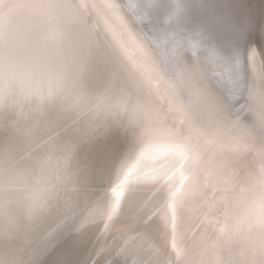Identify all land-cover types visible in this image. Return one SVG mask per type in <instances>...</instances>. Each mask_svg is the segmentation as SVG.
Returning <instances> with one entry per match:
<instances>
[{
    "label": "water",
    "instance_id": "water-1",
    "mask_svg": "<svg viewBox=\"0 0 264 264\" xmlns=\"http://www.w3.org/2000/svg\"><path fill=\"white\" fill-rule=\"evenodd\" d=\"M96 3V0H0L1 91L5 81L9 77L12 78V88L9 92L10 99L7 102L3 99L0 103H2L5 111H11L8 117L13 120L18 117V123H21L26 119L24 116L25 109L30 110L31 108H35L34 105H38V102L34 103L33 101V98H38V96L28 94L29 89H32L34 92L36 90L47 91L49 84H54L56 76L61 72L65 73V81L67 82L64 85L65 92L60 97L55 98L54 105L45 104L41 106V109H47L44 116H42L44 118L39 119L35 116L34 120H30L32 125L35 124L33 145L39 141L42 142L44 137L50 134L53 140V147L45 151H42L41 148L39 151H36L38 155H34L35 157L48 161V171L42 174L38 168L29 167L28 179L30 182L40 181L43 183L46 181L55 184L56 208L54 211H49L35 217L30 223H22L14 239H0V264H12L13 261L31 264L38 256L33 254L36 252L37 245L40 244L43 238L47 241L44 244L46 250L43 252L42 257L44 255L52 256V252L61 242L71 238V241L63 247L64 249L59 250L57 254L55 253L54 257L51 260L49 259L50 261L46 264H57V262H64V264H81V262L83 264H99L102 262L99 261L101 255L104 259L108 256L114 257L116 262L118 261L120 264L123 263V260H126V264H131L136 258L135 251L130 250V248L134 245L138 246L143 242L139 241L142 235L153 238L156 235H161V230H163L159 221V210L161 203H163L161 196L163 195L160 196L159 188L151 190L148 195L141 194V196L139 195L140 193L136 195L132 191H129L120 214L114 218L113 223L112 221L110 223L108 221L112 211L114 201L113 191L118 180L120 165L127 159L131 161L133 159L132 156L135 159L139 142L134 152L125 153L124 149H126L127 145L122 141L116 149L118 154L123 153L122 158L119 163H114V160L108 161L104 159L102 154L93 146L81 140V133L86 131L93 123H103L106 120L114 119L127 122L130 117H134L142 125L140 129L141 133H144L145 129L153 124L160 123L162 119L160 112L158 113L155 107L149 109L148 112L142 110V113L140 112L136 115L137 110L135 107L137 103L133 96L135 97L139 90L132 89L131 87L125 88L122 85L123 82L120 77L123 75L119 69H114L118 61L114 57L111 47L106 43L105 36L112 40L116 44H114L115 46H118L117 48L121 50L126 57L124 58L131 66L133 63H131L130 59L132 60L133 58H130L129 51L124 47L120 32L117 30L118 21L111 19L113 23L105 20L107 19L105 16L97 14L96 12L99 11V8ZM67 4H71L72 7L65 6ZM93 4L95 7L91 6ZM80 5H84V7ZM30 10L51 17L57 23L52 26L48 22L43 21V23H40L38 22L39 19H31L28 23L20 24L17 27H5V22H15L20 17L23 19L25 13L27 14ZM58 18H61L60 23H58ZM31 23H38L39 30L33 37H21V30L25 29L27 25L31 26ZM11 26L13 25L11 24ZM85 26L93 32L90 35H93L94 41ZM3 35L9 37H3ZM50 35L53 38H49ZM74 35H78L81 43L87 42L88 52L93 59L94 71L88 81L89 102L87 108L83 110L77 109L78 114L82 113V116L80 115L81 117L76 119V121H74L75 119L68 121L65 116L56 120L58 106L67 105L72 100L71 74L74 68L73 59L78 51L77 46L72 42ZM162 48L166 59L168 58V61H171L173 57H169L170 48H167L166 44ZM2 49H4V52ZM194 53L197 52L195 51ZM55 55L60 56V58H53L52 56ZM171 65H173L172 61ZM226 65L227 62L224 64V70H226L228 75L229 68ZM136 66L138 67V64ZM138 69L147 73L146 69L142 66L138 67ZM113 70L118 73V80ZM176 72H179V70L175 69L174 73ZM173 76L177 80H175V85L172 87L178 97L177 103L178 105L180 104V108H183V110L179 115L177 114L174 117L170 112V108H167V103L163 105L164 110L169 113L170 118H174L173 121H169L174 123L175 118L177 119L182 114L183 116L180 121L182 123H179L187 130L185 135L192 138H195L194 136L196 135L197 138H200L199 143H202L203 147L207 150L208 159L210 157L212 159L213 156H219L220 149L213 148V145H210L209 142H204L207 140L203 136V133H206L203 126L196 123L195 128H193L189 124L188 119L190 116L197 114V110H195L197 102H202V105L200 103L199 105L203 110L205 107H211L213 99H210L204 91L198 90L199 85H197V88L188 86V79L182 78L181 74ZM14 78L22 83L19 85ZM103 79L104 85H101ZM108 79L112 81L110 87L105 86V82ZM193 80L194 78L192 77L190 81L192 82ZM217 83L223 85L221 87L222 91H227L228 84L223 79L217 78ZM129 92L133 96L127 95L130 94ZM15 96L19 98L23 97L24 99L14 104L9 103ZM154 99L160 104L159 99ZM89 106L90 110L85 112ZM20 107L22 109H19ZM105 107H111V111H105ZM236 107L239 108V105ZM30 111L32 112V110ZM77 112L76 115H78ZM245 112L246 114L242 121L248 126L252 124L254 115L251 112ZM37 113L39 115L40 110ZM46 116L47 118L45 119ZM148 117H153L154 119L150 123L147 120H143ZM50 121L55 122L50 124ZM214 124L213 128H209L210 131L218 127L219 132L225 131L227 136H230V133L234 131L232 128L228 129L227 127L226 129V126L223 127L222 125L225 124L223 122ZM73 125L75 126L74 133H72ZM0 130L3 131V133L1 132L2 136H0V141L3 144H6L8 139L9 141L14 140L9 131H4L1 127ZM190 131L194 133V136ZM221 138L224 137L221 136ZM62 147H65V150L60 155L59 151ZM246 151L253 152V148ZM32 152L35 154L33 150ZM257 152L262 157V150L259 149ZM21 155L23 153L19 151L18 146H15V149L11 147V151H6L0 165V182L5 183L0 185V194L4 192V199L1 200L0 205L4 206L3 211L5 213L17 209L19 193L13 187L14 169L20 164L18 161H20ZM49 155L52 156L49 157ZM208 159L205 161V166L206 164H212L211 167L214 166L215 159H213L214 162L208 161ZM64 161L66 162L65 166L63 164ZM261 162L264 165L263 161ZM28 163L31 165L30 160ZM210 165L203 167L202 178L204 179V187L206 186L207 171ZM63 168L65 169L63 170ZM258 171L260 174L261 171ZM232 184L229 180L221 181L216 193L219 196L217 197L219 201L224 202L221 203L220 211L224 212L226 206V212L228 213L226 219H223L222 214L210 216L215 213L216 204L214 201L216 194L214 192L212 195L213 189L208 184L207 186L211 190L209 198L213 199V203L210 202L205 207L206 212L202 211V214L198 215L200 196L191 197L184 209L180 211V213L182 212L183 220L185 219V226L182 220L180 228L187 242L184 251L186 252L187 250V253L179 258L180 264H261L259 242L262 241V235L259 226L255 225L249 228L247 221L245 223L247 231H245L243 225L244 220L254 211L257 214L259 213L262 191L260 189L258 200L255 196L257 189L252 191L254 197L251 196L247 200H240L238 192L241 191V188L235 185L229 191V186ZM258 188H261V184ZM226 191L232 192L230 196L233 199L228 194H225ZM236 194H238L236 200L239 202L235 201ZM155 196L159 198L156 199L155 206L152 207L151 202ZM226 197L228 200L225 199ZM14 199L15 201H13ZM246 202H248L247 206L245 205ZM189 203L190 207L188 209ZM235 203L237 204L238 212L241 211L243 205L244 210L247 211L250 208V212L247 213L246 218L241 215L242 219L238 223L229 225L227 221L231 222V219L234 217ZM165 205L166 202H164ZM253 205H255L254 209ZM208 218L211 224L206 229L207 225H202V223ZM188 223L189 232L186 233L184 227L187 229ZM106 226L107 228L105 229ZM141 227L143 230L140 231ZM103 229L105 232H109L106 234V241L101 243ZM206 231L211 232L209 235H203ZM30 236H32L31 239ZM110 238H114L116 241L121 239L122 245L104 256L107 253L106 242ZM54 240L56 241L54 242ZM148 242L149 240L146 241V243ZM189 242L193 247L192 252L189 249ZM149 245L148 249L155 251L152 255L154 257L159 256L157 255V251L161 249H156L153 243L149 242ZM74 247L75 249L72 250ZM124 252H126V256L123 254ZM69 253L72 256L67 261ZM42 257L40 260H42Z\"/></svg>",
    "mask_w": 264,
    "mask_h": 264
},
{
    "label": "bare ground",
    "instance_id": "bare-ground-1",
    "mask_svg": "<svg viewBox=\"0 0 264 264\" xmlns=\"http://www.w3.org/2000/svg\"><path fill=\"white\" fill-rule=\"evenodd\" d=\"M219 1H222L223 8L217 0H189L187 7L183 11L176 14V4L180 2V0H159V6H156L155 3H153L152 6H149L148 0H96V5L99 8V11L96 12L97 14L105 16L107 18L105 20L113 22L111 19H115L118 21L117 30L120 32L124 47L127 51H129L128 54L130 58H133L132 60L130 59L131 63H133L131 66L125 59L126 57L123 55L121 50L117 48L118 46H115L116 44L104 35L107 40L106 43L109 44L114 57L118 61L117 66H114V69H119L122 73L123 76L120 77L121 81L123 82H121L122 85L125 86V88L131 87L132 89L139 90L135 97L130 92V94H127L132 95L136 100V115H138L142 110L148 112L149 109L154 107L158 110V113L160 112L162 118L160 123L153 124L147 129L157 128L171 132L176 137H190L185 135L187 130L180 124L182 123L180 121L183 115L181 114L177 119L175 118V122L173 123L169 120L173 121L174 118H170L169 113L165 111L163 107V105L167 103V108H170V112L174 115V117L177 116V114L179 115V113L183 110V108H180V104L178 105L177 103L178 97L176 96L174 88L172 87L175 85V80H177L175 79L176 77L173 78V75L179 76V74H181L182 78L185 77L188 79V86H192L193 88H197V85H199L197 89L202 92L204 91L210 97V99H214L221 93H224V91L221 90L223 85L221 83H217V78L223 79V81L228 84V75L226 70H224V64L226 63V60L223 52L221 49L218 50L217 46L221 47V45H227V43L232 40L234 29L237 27H243L247 30V40L244 46H250L255 49V57H249V61H246L250 62V85L256 93L264 92V10H262L264 8V1ZM108 3H114L116 7L109 8L106 6ZM2 7L4 6L2 5ZM158 7L161 8V12L158 11ZM31 19H39L38 22L43 23V21H45L52 26L57 23L56 20L51 19V17H47L46 15L38 13L34 10H30L27 12V14L25 13V17L23 19L20 17L19 20L15 22H5L4 25L6 28H13L14 26L17 27L20 24L28 23V21ZM58 19V23H60L61 18ZM11 24L13 26H11ZM201 24L206 25L208 31L211 33L213 39L210 42L216 44L217 51L222 54L220 59L218 58L219 53L215 51L216 49L211 50L202 45V43L206 41V38L200 34L199 26ZM38 30V23H31V26L27 25L25 29L21 30V37H33ZM86 30L89 32V35L90 33H93L88 29V27ZM90 36L94 41L93 35ZM3 37L9 36L3 35ZM72 42L75 46L81 44V40L78 35L73 36ZM162 44L164 46L166 44L167 48H170L169 57H173L171 59L173 65H171V61H168V58L166 59L164 56ZM2 50L4 52V49ZM195 51L197 53H194ZM55 56L52 57L60 58V56ZM136 64H138L139 68L141 66L144 67L147 73L138 69ZM175 69L179 70V72L174 73ZM193 69H197L198 71L193 72ZM113 72L117 76L118 80V73H116L114 70ZM192 77L194 80L191 82L190 80H192ZM15 81L19 85L22 83L18 79ZM125 82L129 84H126ZM65 83L67 84L66 81ZM13 84L15 85V83ZM101 85H104V79L102 80ZM21 98L15 96L10 100L9 103L14 104L19 100L24 99L23 97ZM154 98L159 99L160 104H158ZM33 101L34 103L38 102V98H33ZM240 102L243 103V100ZM199 103L202 105L201 101ZM199 103L197 102L195 105L197 114L194 115L198 116L196 123L202 125L206 131V133H203L204 139H206L210 145H213V148L220 149L219 156H213L212 159L211 157L208 159L209 156L206 153L207 150L203 147L202 143H199L200 138H197L196 135L194 136V133L190 131L195 137H190L191 141L199 149L198 155L202 161L200 168L196 170L194 174L190 175L189 173L192 171L191 157L188 161L182 162L178 157L164 155L159 148V142L156 141L150 132H146L145 129L144 135L139 140V145L136 150L137 152L136 154L134 153L136 156L135 159L134 156H132L133 159L131 161L127 159L120 165L121 168L118 172V180L116 181L114 187L115 191H113V204L116 202V195L121 190V188L123 189V195L120 197L119 207L117 210L115 212L111 211L110 218L108 219L109 223L111 221L113 223L114 218L120 214L125 203V198L127 197L129 191H132L136 195L140 193L139 195L141 196V194L148 195L151 190L159 188L160 196L163 195L161 196V198H163V203H161L159 210V221L163 229L161 230V235H156L157 238H150L149 236L142 235L139 241L143 242L138 246L134 245L130 248V250L135 251L136 258V260L131 264H180L179 258L183 257L187 253V250L184 252L187 242L185 241L183 232L180 228L183 220V215L182 212L180 213V211L184 209L191 197L200 196L201 200L198 206V215L202 214V211L206 212L205 207L209 205L210 202L213 203V199L209 198L211 190L208 188L207 184L212 187L213 195L214 192L215 194L217 193L218 185L221 183V181L229 180L230 183H233L229 186V191H231L235 185H238V187L241 188V191L238 192L240 200H247L251 196L254 197L252 191L256 189L257 192L255 196L257 200L259 199V192L261 189L258 188L260 186L259 179L262 171H264V165L261 162L263 161L264 163V155L261 157L260 153L257 152L259 149L264 152V146H262L260 141L259 129H255L251 135H246L240 128L232 127V117H226L222 121L225 123L222 126H226V129L228 127V129L232 128L234 130L230 133V136H227L225 131H221L220 133L218 127H215L212 131H210L209 128H213L215 125L214 123L222 122L212 117L211 107L208 106V108L205 107L202 110ZM2 106V103H0V127L4 131L6 130V121L14 123L16 127H27L32 125L30 120H34L36 117L39 119L44 118L42 116H44L45 111L47 110L46 108H40V114L38 115L37 106L35 105V108L30 109L32 112L29 109H25L24 116L26 119L25 121L18 123V117L14 120L9 118L8 116L10 115L11 111H5ZM19 109H22V107ZM89 109L90 106L85 112H87ZM77 111L78 110H76V112ZM76 112H70L65 116L66 119L68 121L75 119L74 121H76V119L82 116V113L78 114L77 112L78 115H76ZM182 113L185 114L184 112ZM245 114L246 112L241 116V122L243 125L245 124L242 119L244 118ZM46 118L47 116L45 119ZM153 119V117H148L143 120H147V122L150 123ZM233 119H235V117H233ZM74 129L75 126L73 125L72 133H74ZM1 132L3 133V131L0 130V136H2ZM221 136L224 138H221ZM49 137L50 134L45 136L42 142L39 141L35 145H31L30 150L35 152L33 155H38L36 151H39L40 148L42 151H45L53 147V140L48 139ZM15 146H18L15 140L9 141L8 139L6 144H3V142L0 141V165L5 157L6 151H11V147L15 149ZM250 148H253V152L246 151ZM64 150L65 147H62L59 151V154L62 155ZM50 156L52 155H49V157ZM207 159L211 162H214L213 159H215V164H213L214 166L212 167V164H206V166L210 165V168L207 171L208 178L206 179V186L204 187V179L202 176L204 172L203 167H206L205 161ZM63 164L65 166L66 162L64 161ZM181 164H183V167H181ZM19 166L20 164L17 167ZM64 169L65 168H63V170ZM258 170L261 171L260 174ZM181 175L186 177L183 182L181 181ZM126 176L127 183L121 185V181L124 180ZM3 184L5 183L1 181L0 185ZM214 184L215 186L213 187ZM173 192L177 193L176 200L178 201L175 217H173L171 210V205L173 204L171 194ZM225 194H228L229 197L233 199L232 196H230L232 192L226 191ZM237 195L238 194L235 195V201L239 202L236 200ZM217 197L219 196L216 194L214 201L216 204L215 213L210 216L222 214L223 219H226V217H228L226 206L224 208V212L220 211L221 203L224 202H220ZM137 198L140 199L138 196ZM157 198L159 197L155 196L152 200V207L155 206V201ZM2 199H4V192L0 194V202ZM225 199L228 200L227 197ZM13 201H15V199ZM164 202H166L165 206ZM247 204L248 202H246L245 205L247 206ZM189 207L190 203L188 209ZM254 207L255 205H253V209ZM233 212L234 217L231 219V222L227 221L229 225H233L238 223V221H241V215L246 218L247 213L250 212V208L245 211L243 205L241 211L238 212L236 204ZM183 223L185 226V219L183 220ZM195 223H197V221H195ZM245 223H247V219L244 220L243 225L245 231H247ZM210 224L209 218L204 220L202 223V225H207L206 229H208ZM184 229L186 233L189 232V223L187 229L186 227H184ZM141 230H143L142 227L140 231ZM211 231H206V233L203 235H209ZM108 232L109 231L105 232L103 229L101 243L106 241V234ZM16 235L12 236L10 239H14ZM31 237L32 236H30V239ZM147 240H149L150 243H153V246L156 249H161L157 251L158 253L156 252L159 256L154 257V255H152V253L154 254L155 251L148 249L150 245L149 242L146 243ZM46 241L47 240L43 238L40 244L37 245V250L33 255L38 256L31 264L48 263L51 258L54 257L55 253L57 254L59 250L64 249L63 247H65V245L71 241V238L61 242V244L52 252V256L44 255L45 257H42L43 252L46 250L44 245ZM55 241L56 240H54V242ZM121 242V239L116 241L114 238H110V240L106 242L107 253L105 252L106 254L103 255L106 256L108 253L112 252V250L120 247L122 245ZM261 242L262 241L259 242V249ZM74 249L75 247L72 250ZM189 249L191 252L193 251L191 243L189 245ZM70 254L71 253H69L67 261L72 256V254ZM123 254L125 256L127 255L126 252ZM41 257L42 260H40ZM260 258L261 260H264V256L261 255ZM99 261H102L99 264H120L118 261L116 262L114 257L111 256H108L106 259H104V257L101 255ZM81 264L83 263L81 262ZM122 264H126V260H123Z\"/></svg>",
    "mask_w": 264,
    "mask_h": 264
},
{
    "label": "snow or ice",
    "instance_id": "snow-or-ice-1",
    "mask_svg": "<svg viewBox=\"0 0 264 264\" xmlns=\"http://www.w3.org/2000/svg\"><path fill=\"white\" fill-rule=\"evenodd\" d=\"M149 6L153 3L159 6V0H148ZM189 3V0H180L176 4V14L183 11ZM72 7L71 4L65 5ZM84 7V5H80ZM95 7V5H91ZM109 8H115L114 3L106 4ZM199 31L206 41L210 42L213 37L208 31L206 25L201 24ZM247 30L243 27L234 29L233 38L227 45L221 46V51L224 54L225 60L228 64V88L227 91L221 93L214 98L211 104V115L214 119L222 122L226 117H235L231 120L232 127L240 128L246 135H251L255 129H259L260 141L264 146V92L256 93L249 82V57H255V49L252 47H245L247 40ZM49 38H53L51 35ZM58 38V37H56ZM77 53L74 56V68L71 74V91L72 100L67 105H59L56 120L63 118L70 112L77 109L83 110L87 108L89 102L88 81L94 71L93 59L88 52L87 42L77 45ZM254 67V66H253ZM193 72L198 71L193 69ZM111 79L106 80L105 86H111ZM65 73H59L55 78V83H50L47 91L35 92L29 89L28 94L38 96L37 111L45 104L54 105V100L60 97L65 92ZM12 88V78L9 77L4 85L0 96L4 101L10 99L9 92ZM244 103L241 104L240 101ZM239 105V108L236 106ZM90 110V109H89ZM105 111L110 112L111 107H105ZM245 111L251 112L254 115V120L251 125L245 126L241 122V115ZM189 124L195 128L197 115H192L189 118ZM55 121H50L52 124ZM34 127L35 124L27 127H16L12 122H7L5 128L12 134L19 147V151L23 153L20 157V166L15 168L14 189L19 193L17 202V209L12 212L5 213L3 205H0V239L7 240L12 236L18 234L19 226L22 223H30L35 217L54 211L56 208V186L49 182L35 181L30 182L29 167L38 168L41 173L48 171V161L41 160L33 155L31 145L34 143ZM142 125L134 118L130 117L127 122L124 120H106L103 123H93L86 131L81 133V140L93 146L103 158L114 163H119L123 153H117V146L123 141L127 147L124 149L125 153L134 152L139 140L144 135L141 133ZM150 132L156 141L159 142V148L164 155L178 157L180 161L186 162L191 157L192 171L190 175L194 174L202 164L199 149L191 141V138L176 137L173 133L157 128L146 129ZM51 139V137H50ZM208 143V141H204ZM264 155V152H262ZM115 158V159H114ZM29 160L31 165H29ZM22 162V163H21ZM183 167V164H181ZM186 179L181 175V181ZM127 183V176L121 181V185ZM261 184V203L259 213L253 212L248 218L249 228L258 225L262 235V242L260 246L261 255L264 256V171L260 177ZM115 191V190H114ZM123 195V189L117 193L116 202L112 206V212H115L119 207L120 197ZM177 193L173 192L171 198L173 204L171 205L172 215L175 217L178 201L176 200ZM78 231V229H76ZM12 264H24V262L13 261ZM57 264H64V262H57ZM264 264V260L261 261Z\"/></svg>",
    "mask_w": 264,
    "mask_h": 264
},
{
    "label": "rangeland",
    "instance_id": "rangeland-1",
    "mask_svg": "<svg viewBox=\"0 0 264 264\" xmlns=\"http://www.w3.org/2000/svg\"><path fill=\"white\" fill-rule=\"evenodd\" d=\"M218 1V3H220L221 4V7L223 6V4H222V1H219V0H217ZM226 1V0H225ZM264 1V0H263ZM223 8V7H222ZM262 9V8H261ZM262 10H264V8L262 9ZM158 11L159 12H161V8L160 7H158ZM178 16V15H177ZM202 45H204L205 47H207L208 49H211V50H215L216 49V44H213V43H209L208 41H205L204 43H202ZM221 46H223V45H221ZM217 49L219 50V49H221V47L219 46H217ZM217 49L215 50V51H217ZM211 50H210V52H211ZM218 53H219V51H217ZM217 53V54H218ZM222 57V54H218V58L220 59Z\"/></svg>",
    "mask_w": 264,
    "mask_h": 264
},
{
    "label": "clouds",
    "instance_id": "clouds-1",
    "mask_svg": "<svg viewBox=\"0 0 264 264\" xmlns=\"http://www.w3.org/2000/svg\"><path fill=\"white\" fill-rule=\"evenodd\" d=\"M3 101V98L2 97H0V102H2Z\"/></svg>",
    "mask_w": 264,
    "mask_h": 264
}]
</instances>
